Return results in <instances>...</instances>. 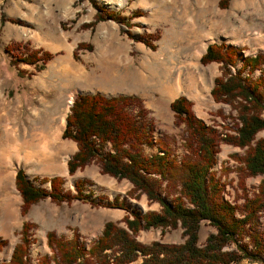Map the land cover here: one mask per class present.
<instances>
[{"label": "rangeland", "instance_id": "374dc122", "mask_svg": "<svg viewBox=\"0 0 264 264\" xmlns=\"http://www.w3.org/2000/svg\"><path fill=\"white\" fill-rule=\"evenodd\" d=\"M94 1L120 13L129 21L128 26L110 18L91 22L96 11L91 0H0V15L4 16L0 19V141H5V126L12 133V144H0V238L6 240L0 247V264L7 262L24 220L34 223L29 229V264L51 253L47 231L61 238L76 236L86 247L100 232L104 221L123 225L121 208L92 205L75 198L55 202L46 196L21 214V197L13 181L17 167L24 170L34 185L46 189L50 183L42 177L57 174L63 177V190L74 193V183L79 182L81 192L101 198L102 202L117 197L126 198L128 206L141 211L159 208L144 193L135 198L125 196L130 186L128 180L101 173L95 161L71 173L62 170L76 148L71 139L60 136L68 98L86 91L138 95L148 109L156 143L158 140L159 144H166L179 158L185 132L183 123L175 122L168 106L174 96L185 95L191 101L193 113L218 128L230 126L226 129L232 130L236 120L233 109L214 101L209 94L219 66L215 61L199 62L205 44L223 40L239 46L243 54L264 53V0H225L222 4L218 0ZM143 39L152 42L154 48L144 44ZM14 42L20 44L19 48L39 46L54 55L40 69L23 62L11 63V56L3 46ZM77 42L89 47L78 48L74 57L72 49ZM74 70L81 71V76H74ZM251 74H258V70ZM176 83L179 89L169 98L167 92ZM257 136H264V128ZM156 148V145L143 147L147 153ZM241 151L237 146L220 142L212 166L215 175L225 182L223 195L231 202L241 201L242 189L237 183V163L229 153ZM53 164L59 167L45 168ZM6 171L11 173V182L1 180ZM261 177L260 174L244 177L243 186L248 194L255 190ZM181 230L179 223L162 229L148 227L139 229L135 238L142 243L153 239L180 242ZM213 231V226L202 221L198 241L202 242ZM239 264H264V259H241Z\"/></svg>", "mask_w": 264, "mask_h": 264}, {"label": "trees", "instance_id": "16d2710c", "mask_svg": "<svg viewBox=\"0 0 264 264\" xmlns=\"http://www.w3.org/2000/svg\"><path fill=\"white\" fill-rule=\"evenodd\" d=\"M222 4L225 0H218ZM95 11L94 22L110 18L128 26L120 13L106 9L91 0ZM0 19H4L0 15ZM12 20V18H9ZM127 34H130L127 31ZM156 38V37H154ZM144 44H154L143 39ZM19 43L3 46L11 56V63L23 62L43 67L54 55L42 47H18ZM89 47L77 42L72 49ZM204 64L218 62L219 72L212 77L211 98L226 103L235 111L232 130L218 128L196 116L191 101L178 95L168 102L176 123H183L185 137L179 158L166 144H159L152 134L153 124L142 99L132 93L104 95L100 92L77 93L68 106L61 130L62 138L75 143V150L66 159L68 173L95 161L101 173L116 179L125 178L130 186L125 196L135 198L144 193L149 202L156 201L157 210L141 211L128 206L126 198L102 202L89 193L63 190V177L43 176L50 188L34 185L21 167L14 173V185L21 197L20 213L37 200L48 196L55 202L72 198L92 205L104 204L124 210L123 225L106 220L100 232L85 247L76 236L61 238L46 232L52 250L40 256L34 264H239L241 259H264V136L256 133L264 128V53L243 54L241 48L224 41L209 42L198 58ZM239 62V65L236 64ZM254 69L258 74L252 75ZM245 70V73L243 71ZM226 126V124L224 125ZM220 142L242 149L230 152L236 165L237 183L241 186V201L231 202L224 197L225 182L212 166ZM156 145L151 152L143 147ZM224 170L226 168L222 165ZM260 174L255 190L247 193L243 186L245 176ZM202 221L214 227L202 242L198 229ZM179 223L183 239L164 242L153 239L142 243L135 238L139 229L174 227ZM33 222L22 221L18 240L13 244L6 263L29 264V229ZM0 238V247L5 243Z\"/></svg>", "mask_w": 264, "mask_h": 264}, {"label": "bare ground", "instance_id": "6f19581e", "mask_svg": "<svg viewBox=\"0 0 264 264\" xmlns=\"http://www.w3.org/2000/svg\"><path fill=\"white\" fill-rule=\"evenodd\" d=\"M233 33V32H232ZM203 49H201V51H202ZM69 68V67H68ZM75 69V68H74ZM73 75L74 76H76V77H79V76H81V72L80 71H73ZM177 82V81H176ZM171 90L169 91L168 90V95H169V98L170 97H172L173 95H176V93H177V91H178V89H179V86H178V83H176V84H174V85H172L171 86V88H170ZM60 128V127H59ZM58 128V129H59ZM61 129V128H60ZM57 134H55L56 135V137L58 136V130H57V132H56ZM11 130L9 131V129L5 126L4 127V130H3V135L5 136V138H4V142H1L0 141V144H2V143H9L10 142V144H12L11 143ZM14 148V147H13ZM11 149H12V147H11ZM25 159V158H24ZM45 161L47 162V156H45ZM26 160V159H25ZM63 166H64V168H63ZM61 168H62V170H66V167H65V165H63ZM59 167V165H56V164H53V165H46V167L45 168H58ZM1 180L3 181V182H6V181H10L11 182V173H9V172H5L4 174H2L1 175ZM12 188L14 189V185H13V182H12ZM7 215V214H6Z\"/></svg>", "mask_w": 264, "mask_h": 264}, {"label": "crops", "instance_id": "0c3cea01", "mask_svg": "<svg viewBox=\"0 0 264 264\" xmlns=\"http://www.w3.org/2000/svg\"><path fill=\"white\" fill-rule=\"evenodd\" d=\"M204 31V30H203ZM81 72V71H80ZM115 93H117V92H115ZM112 94H114V93H112Z\"/></svg>", "mask_w": 264, "mask_h": 264}]
</instances>
